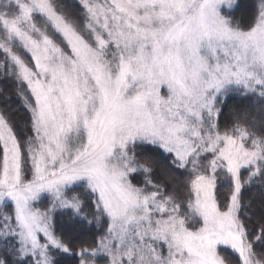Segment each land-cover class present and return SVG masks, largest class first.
<instances>
[{
    "label": "snow or ice",
    "instance_id": "1",
    "mask_svg": "<svg viewBox=\"0 0 264 264\" xmlns=\"http://www.w3.org/2000/svg\"><path fill=\"white\" fill-rule=\"evenodd\" d=\"M71 6L0 0V74L28 113L17 126L0 112V264H229L221 246L264 264V211L242 203L264 186V124L221 129L218 107L235 93L264 114V0L247 22L238 0ZM150 152L172 185L152 179ZM80 190L107 227L74 253L55 214L80 217Z\"/></svg>",
    "mask_w": 264,
    "mask_h": 264
},
{
    "label": "trees",
    "instance_id": "2",
    "mask_svg": "<svg viewBox=\"0 0 264 264\" xmlns=\"http://www.w3.org/2000/svg\"><path fill=\"white\" fill-rule=\"evenodd\" d=\"M55 2L61 7V10L68 15L70 18L77 15V10L71 5L74 0H55ZM253 0H238L239 7L234 10V17L237 21L247 22L248 18L251 16V7ZM2 58V57H0ZM218 107L221 108V113L219 117V123L221 129L232 128L237 124L243 127L251 128V124L255 123L257 125L256 129H252L260 134V125L264 124V114H261L258 106H256L254 100L245 99L240 94H230L225 98ZM0 111L5 112L17 126H23L28 117V113L24 110L21 98L17 95V85L12 78H8L0 74ZM247 120L248 123H244ZM148 155L151 157L155 163L151 164L154 169V179L157 182L168 183L172 185V181L168 175H166L167 161L159 152H150ZM141 159H145L141 156ZM247 172L242 170V177H246ZM143 174H136L134 183L138 185L142 184ZM220 191L223 196L229 194V186L224 178L221 177ZM142 186V185H141ZM178 192H183V189H174ZM78 194L81 195L84 200V211L81 213L80 217L69 216L66 210H57L55 214V223L58 235H64L67 239L74 242L76 247L73 252H78L80 246H86L89 243L94 242L100 235L103 234L106 229V224L103 222L105 218L101 219L100 223L93 218L91 215L94 211V201L93 197H90L84 190H80ZM242 203L251 204V212L256 213L252 216V219L258 220L259 214L264 211V186H253L245 187L242 191ZM86 217V218H85ZM220 253L224 258L233 264L235 258L231 253V250L220 247ZM260 251L259 249L257 250ZM60 264H78V261L74 255L70 254H60L59 255Z\"/></svg>",
    "mask_w": 264,
    "mask_h": 264
},
{
    "label": "rangeland",
    "instance_id": "3",
    "mask_svg": "<svg viewBox=\"0 0 264 264\" xmlns=\"http://www.w3.org/2000/svg\"><path fill=\"white\" fill-rule=\"evenodd\" d=\"M225 98H221V102L224 100ZM1 112V111H0ZM145 179V176L143 175V180ZM225 181V180H224ZM142 183V182H141ZM140 185V184H139ZM142 185V184H141ZM185 195H186V193H185ZM94 197H93V201H94ZM41 208H45V207H48L49 206V203H48V201H45V202H43V203H41L40 205H39ZM263 211V210H262ZM107 227V226H106ZM222 248H224L223 246H221ZM230 250V249H229ZM102 264H103V262H102ZM233 264H235V262L233 263Z\"/></svg>",
    "mask_w": 264,
    "mask_h": 264
}]
</instances>
